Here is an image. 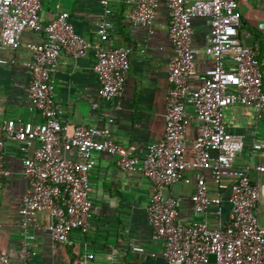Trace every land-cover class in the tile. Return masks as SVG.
I'll use <instances>...</instances> for the list:
<instances>
[{"label":"built area","instance_id":"obj_1","mask_svg":"<svg viewBox=\"0 0 264 264\" xmlns=\"http://www.w3.org/2000/svg\"><path fill=\"white\" fill-rule=\"evenodd\" d=\"M107 3L109 0H101ZM160 1L169 11L168 35L173 55L168 64L165 131L163 137L147 145L140 156L135 145L116 142L106 128L78 125L72 129L61 120L64 110L54 102V72L62 52L80 56L89 47L94 50L93 69L98 77V96L112 99L122 94L131 67V49L109 43V20L97 24V39L90 42L78 34L68 11L61 10L45 23L41 16L42 0H0V50L21 46L25 30L44 33L40 42H28L30 73L28 103L38 111L39 122L5 120L0 124V187L8 171L5 167L7 140L19 143L23 155V175L27 187L21 197L19 212L23 225L34 214L49 211L48 230L60 243L72 245L71 233L91 231L92 203L89 193L93 154L105 152L116 156L124 170L141 169L151 182L147 207L148 221L156 239L165 242V264H262L264 260V164L254 161L237 164L246 141L232 132L224 119L225 107L241 104L254 107L256 117H264V64L256 49L242 44L238 27L242 14L237 0H132L127 19L134 25L151 27ZM208 18L209 33L204 52L213 57V65L192 87L198 48L193 43L192 19ZM0 62H6L0 58ZM191 107V109H189ZM198 121L193 159L185 157L186 137L191 118ZM262 149L251 144L250 157ZM76 152L77 159L68 154ZM254 153V154H253ZM202 168L221 184L229 183V217L224 218L221 191L211 195L205 177L200 175L191 195L195 213L192 223L179 219L180 201L164 189L179 181L189 169ZM255 173V175L253 174ZM214 207L217 224L206 219ZM32 236L24 232L18 251L21 264H35L36 251L30 247ZM89 255L75 257L72 264H89ZM0 264H12L0 253Z\"/></svg>","mask_w":264,"mask_h":264},{"label":"crops","instance_id":"obj_2","mask_svg":"<svg viewBox=\"0 0 264 264\" xmlns=\"http://www.w3.org/2000/svg\"><path fill=\"white\" fill-rule=\"evenodd\" d=\"M132 0H42V19L45 23L65 10L75 30L86 40L97 39V24L109 20V43L131 49V67L125 76L123 92L112 99L98 96L99 82L93 69L96 62L94 50L89 47L84 55L61 53L54 72V102L64 112L61 120L72 129L78 125L108 129L113 139L122 145H135L136 153L143 156L147 145L160 140L165 131L166 96L168 93V64L173 55L168 35L169 11L160 1L151 27L134 25L127 19ZM242 14L238 38L242 44L253 46L261 64H264V0H237ZM193 43L198 52L195 71L190 78L192 87L200 84V76L213 65V57L204 52L209 33L208 18L192 19ZM45 35L39 31L25 30L18 48L0 50V124L5 120L39 122L37 110L28 103L30 73L26 63L30 52L28 42H40ZM191 109V107H189ZM225 123L229 129L241 134L245 149L237 164L249 161L264 164V117L258 119L254 107L232 104L224 109ZM198 121L191 118L186 137L185 157L193 159L194 138ZM259 142L262 149L250 157L251 144ZM5 167L8 171L0 187V253L10 257L12 264H21L18 255L22 235L29 233L30 247L36 251L35 264H72L75 257L89 255V264H165V242L156 239L148 221L147 207L151 196V182L141 169L124 170L116 164V156L95 152L90 170L92 189L91 231L83 234L73 230L72 245L55 241L48 226L49 211L36 212L28 226L23 225L19 212L21 197L27 187L23 175V155L19 143L7 140ZM78 158L76 152L68 154ZM255 175V173H253ZM200 175L205 177L208 191L224 196V218L227 220L230 205L227 201L230 177L221 184L206 169H189L176 183L164 192L180 201L179 219L192 223L200 219L192 205ZM264 180V176H263ZM214 207L209 208L206 219L211 227L217 224ZM264 225V209L260 214ZM215 257L209 256L210 264ZM264 264V260L262 262Z\"/></svg>","mask_w":264,"mask_h":264}]
</instances>
